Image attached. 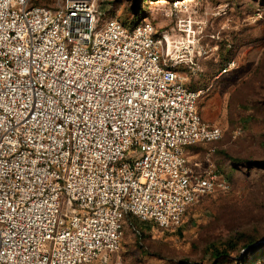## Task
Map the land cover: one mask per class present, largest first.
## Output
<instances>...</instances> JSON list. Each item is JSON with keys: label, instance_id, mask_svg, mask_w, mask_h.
Instances as JSON below:
<instances>
[{"label": "built area", "instance_id": "1", "mask_svg": "<svg viewBox=\"0 0 264 264\" xmlns=\"http://www.w3.org/2000/svg\"><path fill=\"white\" fill-rule=\"evenodd\" d=\"M43 1L0 0V264L106 261L129 216L177 228L230 187L188 157L222 129L149 17Z\"/></svg>", "mask_w": 264, "mask_h": 264}, {"label": "rangeland", "instance_id": "2", "mask_svg": "<svg viewBox=\"0 0 264 264\" xmlns=\"http://www.w3.org/2000/svg\"><path fill=\"white\" fill-rule=\"evenodd\" d=\"M95 2L102 19L149 17L168 32L169 58L181 61L188 87L203 90L204 120L222 129L219 140L190 148V163L208 167L211 154L230 187L190 206L177 228L129 216L120 250L87 264H264V0Z\"/></svg>", "mask_w": 264, "mask_h": 264}, {"label": "trees", "instance_id": "3", "mask_svg": "<svg viewBox=\"0 0 264 264\" xmlns=\"http://www.w3.org/2000/svg\"><path fill=\"white\" fill-rule=\"evenodd\" d=\"M138 21H136L134 24H136ZM134 24H132V25H134ZM200 108V107H199ZM202 144V143H201ZM198 145V144H197ZM194 147H196V145H194V146H191L190 148H194ZM190 148H189V150H190ZM207 196H209V195H207ZM204 197H206V196H204ZM204 197H202V198H204ZM201 198V199H202ZM144 222V221H143ZM146 223H151V224H154V223H152V222H146ZM218 251V250H217ZM214 254H215V252H214ZM215 255H217V253L215 254Z\"/></svg>", "mask_w": 264, "mask_h": 264}, {"label": "bare ground", "instance_id": "4", "mask_svg": "<svg viewBox=\"0 0 264 264\" xmlns=\"http://www.w3.org/2000/svg\"><path fill=\"white\" fill-rule=\"evenodd\" d=\"M169 38V37H168ZM169 40V39H168ZM169 50H172L171 46H170V43H169Z\"/></svg>", "mask_w": 264, "mask_h": 264}, {"label": "water", "instance_id": "5", "mask_svg": "<svg viewBox=\"0 0 264 264\" xmlns=\"http://www.w3.org/2000/svg\"><path fill=\"white\" fill-rule=\"evenodd\" d=\"M262 242H264V241H260V243H262Z\"/></svg>", "mask_w": 264, "mask_h": 264}]
</instances>
